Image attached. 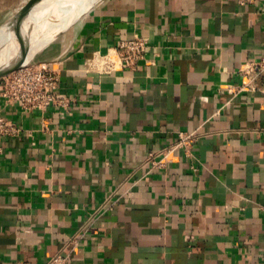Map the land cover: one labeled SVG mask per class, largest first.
Masks as SVG:
<instances>
[{"label": "crops", "instance_id": "obj_1", "mask_svg": "<svg viewBox=\"0 0 264 264\" xmlns=\"http://www.w3.org/2000/svg\"><path fill=\"white\" fill-rule=\"evenodd\" d=\"M136 33L135 67L85 69ZM263 56L264 0L96 2L33 60L69 105L0 93L21 127L0 139V264H264V108L238 72ZM179 131L193 147L157 166Z\"/></svg>", "mask_w": 264, "mask_h": 264}, {"label": "built area", "instance_id": "obj_2", "mask_svg": "<svg viewBox=\"0 0 264 264\" xmlns=\"http://www.w3.org/2000/svg\"><path fill=\"white\" fill-rule=\"evenodd\" d=\"M253 0H237L241 5ZM147 48L146 38L134 34L131 38L118 41L112 50L105 54H93L84 62L85 69H95L98 72H109L123 68H133L144 58ZM242 76L239 89L259 92L262 97L261 106L264 108V56L255 61L242 64L238 69ZM58 73L53 66L43 62H32L7 75L0 77V93L9 105H17L23 109H46L49 106L65 107L71 98L58 92ZM21 127L0 114V139L16 135ZM197 137L196 132L179 131L177 138L160 151L159 159L154 162L163 165L168 153L183 150L188 153ZM152 157H156L152 155ZM67 257L54 255L53 264H66Z\"/></svg>", "mask_w": 264, "mask_h": 264}, {"label": "water", "instance_id": "obj_3", "mask_svg": "<svg viewBox=\"0 0 264 264\" xmlns=\"http://www.w3.org/2000/svg\"><path fill=\"white\" fill-rule=\"evenodd\" d=\"M67 1L68 0H62V5H64ZM57 13L58 17L55 25H53V27L45 33L44 29L40 30L36 36L39 38L34 44L31 45L32 42L24 41L20 47L11 51L10 54L0 56V77L32 63L36 54L41 49L77 22L85 12L82 13V11H79L72 14V16H69L68 13H64L63 15V12L60 10ZM15 20L16 18H13L12 20H5L0 25V41L6 39L5 37H7L8 29L15 26Z\"/></svg>", "mask_w": 264, "mask_h": 264}, {"label": "rangeland", "instance_id": "obj_4", "mask_svg": "<svg viewBox=\"0 0 264 264\" xmlns=\"http://www.w3.org/2000/svg\"><path fill=\"white\" fill-rule=\"evenodd\" d=\"M6 5L4 11H2V14L5 15L4 17L6 20H12L13 18H16L15 20V26L13 28L8 29L7 37L6 39V45L8 47V50H15L16 48L20 47V45L23 44L25 41V36L20 31V28L23 27L28 18L34 14V12L40 9H43L45 6H53V10H51L50 13V20L53 18L54 14V8L57 5L58 0H5ZM99 0H85L84 3H78L79 7H82V13L86 12L91 6H93L96 2ZM48 3V4H45ZM83 4V5H82ZM92 4V5H91ZM69 16H72V11L68 12ZM50 20H46V24L42 23V27L45 29V26L48 25ZM45 25V26H44ZM41 28V27H40ZM39 28V29H40ZM20 31V33H19ZM53 41V40H52ZM10 48V49H9ZM50 49V48H48ZM45 50V52L48 51ZM36 63L38 61H35Z\"/></svg>", "mask_w": 264, "mask_h": 264}, {"label": "bare ground", "instance_id": "obj_5", "mask_svg": "<svg viewBox=\"0 0 264 264\" xmlns=\"http://www.w3.org/2000/svg\"><path fill=\"white\" fill-rule=\"evenodd\" d=\"M83 1H85V0H68L64 5H62V0H58L57 5L54 8V10H55L54 14H53L54 16L51 20H50V13H51V10H53V6L47 5L43 9H40V10L36 9L34 14L28 18V20L25 24H23L24 26L20 28V31L25 36V42L26 41L32 42L31 45L35 43V41L39 38V37H36L38 35L39 31L44 29L42 27L43 26L42 23L46 24V22H47L46 20H50V22L48 23V25H46V26L44 25L45 26L44 33L49 31L53 27V25H55V23H56V20L58 17L57 12L59 10L61 12H63V15H64V13H68L69 11H72L73 14L81 11L83 6L79 7L78 3H80V5H81V3H84ZM45 4H48V3H45ZM20 31H19V33H20ZM5 41H6L5 39L3 41H0V56L10 54V52H11V50H8V47L5 44L6 43Z\"/></svg>", "mask_w": 264, "mask_h": 264}]
</instances>
